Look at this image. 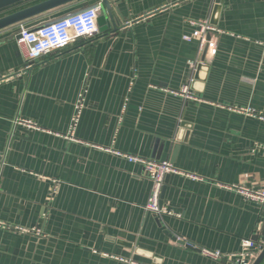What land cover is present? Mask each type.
Returning a JSON list of instances; mask_svg holds the SVG:
<instances>
[{"label": "crops", "instance_id": "crops-1", "mask_svg": "<svg viewBox=\"0 0 264 264\" xmlns=\"http://www.w3.org/2000/svg\"><path fill=\"white\" fill-rule=\"evenodd\" d=\"M111 4L108 29L0 83V264H234L203 250L237 254L244 239L264 264V208L235 187L264 190V0H221L215 16L216 0ZM198 19L223 31L204 81L199 41L183 39ZM18 29L0 31V76L25 65ZM126 154L173 162L161 195L172 214L146 210L151 180Z\"/></svg>", "mask_w": 264, "mask_h": 264}, {"label": "built area", "instance_id": "built-area-1", "mask_svg": "<svg viewBox=\"0 0 264 264\" xmlns=\"http://www.w3.org/2000/svg\"><path fill=\"white\" fill-rule=\"evenodd\" d=\"M102 11V2L99 1L93 5L70 12L61 17L49 20L41 25L30 28L24 23L19 25L18 43L21 47L22 54L25 59V65L20 70L0 76V83L16 76L28 74L32 70L35 62L45 55L62 51L70 48L80 39H92L100 33L98 25V17ZM146 16H139L137 20H143ZM133 21H128L127 26L132 25ZM195 29L190 34H184L183 39L191 41L197 39L199 41V54L203 53L207 46V53L214 56L218 51L217 39L213 34L223 32L212 24L209 19L191 20ZM199 58L192 60L191 63L196 64ZM186 101L199 100V96L193 92L189 86H184L178 91ZM84 106L81 100L76 105V114L74 122L78 121L79 115ZM17 124H22L30 128H37L34 121L30 119H18ZM130 161L140 162L143 164L151 180V190L148 201L145 205L146 210L157 216L172 214V212L161 204V195L166 177L174 172H179L173 162L170 160L148 159L136 155L126 154ZM247 199L258 202L264 208V190L248 188L245 186H235ZM20 232H34L35 228H26L16 226ZM257 242L252 239H244L242 241V249L237 254H223L220 251L204 249L203 252L214 260L227 259L233 261L234 264H252L254 250ZM135 264V262H131Z\"/></svg>", "mask_w": 264, "mask_h": 264}, {"label": "water", "instance_id": "water-1", "mask_svg": "<svg viewBox=\"0 0 264 264\" xmlns=\"http://www.w3.org/2000/svg\"><path fill=\"white\" fill-rule=\"evenodd\" d=\"M33 0H0V14L8 12L0 16V31L6 28L20 25L21 23L26 22L27 20L36 17L38 15L47 13L54 9H57L66 4L72 3L78 0H40L36 3L26 5ZM102 2V13L98 17V25L100 30L104 31L108 29L109 23L115 24V19L112 14V4L113 0H99ZM25 5V6H24ZM221 8V0H216L214 16ZM10 11V12H9ZM116 27V26H115ZM207 54V46L205 47L202 56L201 62L197 66V73L195 78L199 80H205L209 66L205 63ZM184 127H189L188 124H183ZM264 257V251L262 254Z\"/></svg>", "mask_w": 264, "mask_h": 264}]
</instances>
